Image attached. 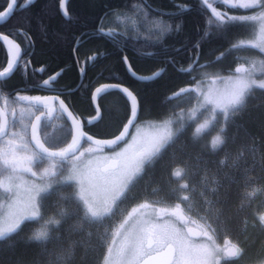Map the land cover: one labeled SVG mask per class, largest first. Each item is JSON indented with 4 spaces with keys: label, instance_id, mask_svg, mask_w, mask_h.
I'll return each instance as SVG.
<instances>
[{
    "label": "trees",
    "instance_id": "16d2710c",
    "mask_svg": "<svg viewBox=\"0 0 264 264\" xmlns=\"http://www.w3.org/2000/svg\"><path fill=\"white\" fill-rule=\"evenodd\" d=\"M69 1L68 19L60 13L58 0H37L12 22L22 29L25 27L31 35L34 66H45L47 73L63 70L61 83L76 89L71 101L84 122L94 114L92 91L104 83H118L134 93L140 104L139 122L163 121L181 109L187 111L193 107L195 100L189 103L186 97L171 103L168 100L178 89L189 86L193 77L202 76L200 66L216 62L222 53L223 59L207 68L208 73L226 76L236 62L255 61L259 65L257 68L260 67V58L251 55V50L231 49L232 43H239L243 38L240 30L232 28L227 34H218L208 24L209 19L214 21L211 11L199 0H147L146 6L144 0ZM134 3L142 6L143 11L139 14V23L132 26L127 13ZM178 4L190 6V10L175 15ZM4 5L0 0V9ZM154 9L169 15L160 17ZM218 10L224 7L218 6ZM227 11L230 15L244 12L231 8ZM161 19L172 25V32L165 34L162 41L154 25V21ZM177 24H180L179 32ZM101 28L110 35L115 32L114 39L102 35ZM205 31L210 34L207 39H201ZM177 48L180 50L176 51ZM197 55L196 72L189 76L177 71L189 68V61L195 60ZM124 56L138 76L151 77L161 69H164L163 74L155 80H137L128 73ZM4 66L0 49V69ZM81 69H84L83 75L79 73ZM105 93L99 98L100 121L84 128L86 133L97 138L116 135L130 114L128 99L123 94L113 90ZM195 127L193 123L186 132L179 134L154 171L143 177L138 187L141 199H161L165 192L179 190L181 183L189 184L194 203L192 212L218 227L224 239H237L247 260L263 258L264 231L258 225L257 210L264 211V184L256 178L264 175V90H254L245 105L231 114L226 125L218 123L214 130L207 135L202 133L198 139L193 138ZM217 135L224 143L213 151L211 141ZM177 169H182V178L172 175ZM248 173L253 174L251 182L242 179ZM202 179L209 183L204 191L198 185ZM54 188L58 191L48 201L51 206L44 211V221L34 226L25 225L18 235L0 242V264H102L107 244L103 249L96 247L100 233L74 214L72 197L62 198L70 191L67 185L59 184ZM193 188L197 189L196 195ZM213 189L218 193L215 196ZM199 191H203L207 203L197 202ZM51 219L60 220V225L44 223ZM120 221L121 217H116L112 227ZM45 229L49 230L50 241L39 245L32 242L30 238L35 232Z\"/></svg>",
    "mask_w": 264,
    "mask_h": 264
},
{
    "label": "snow or ice",
    "instance_id": "6c2138e0",
    "mask_svg": "<svg viewBox=\"0 0 264 264\" xmlns=\"http://www.w3.org/2000/svg\"><path fill=\"white\" fill-rule=\"evenodd\" d=\"M199 2L211 11L214 21L209 19L208 24L218 34H227L232 28L240 30L243 38L239 43H232L231 49L251 50V55L260 58V67L257 68L255 61L247 64L236 62L235 68H230L226 76L208 73L206 69L223 59V53L216 62L200 66L202 76L193 77L189 86L178 89L168 100V103L182 97H186L189 103L195 100V106L187 115L174 113L173 118L165 119L160 124H150L151 131L145 132L138 126L140 104L134 93L118 83L106 84L95 89L94 102L99 94L111 89L124 93L131 105L123 130L111 139L101 140L81 130L78 119L69 111L59 91L52 86L61 72L44 79L42 85L34 86L37 90L51 93L49 95L17 93L13 98L9 93L0 96L4 104L0 108V242L18 235L25 225L34 226L44 221V211L51 206L48 201L58 191L54 184H66L70 191L62 198L67 200L72 197L70 202L75 205L74 214L82 223L95 227L100 233L96 247L103 249L107 244L102 264H221L222 260L225 264H238L243 257V249L230 244L227 239L223 246L218 244V227L207 220L198 225V230L189 227L190 222L196 224L188 215L191 211L190 196L187 194L189 184L181 183L179 190L171 189L157 201L141 199L138 193L143 177L154 171L179 134L195 123L193 138H201L202 133L207 135L218 123L226 125L231 114L245 105L254 90H264V55H261L264 54V0ZM16 3L17 0H10L5 9H0V23L14 10ZM34 3L35 0H27L25 7ZM65 3L66 0H60L61 11L68 19ZM146 5L147 0H144ZM218 6H223L224 10H218ZM228 8L243 9L244 12L230 15ZM189 10L190 6L178 4L174 14L180 15ZM141 11L143 7L135 3L128 11L127 18L132 26L139 23ZM144 15L147 17L148 13L145 11ZM159 15L163 17L169 13L159 12ZM154 25L161 41L165 34L172 32L170 22L165 24L161 19L154 21ZM176 31H180V24L176 25ZM100 32L113 39L116 36L115 32L110 35L103 28ZM209 34L205 31L201 39H207ZM0 40L10 45V50L14 52L7 66L0 70L2 81L10 78L9 74L20 65L22 50L7 34H0ZM169 62L174 64V61ZM124 63L129 74L137 80H155L164 71L161 69L154 76L140 77L127 56H124ZM189 64V68H178L177 71L191 76L197 71L199 56L190 60ZM24 67L26 70L28 65ZM83 73L84 69H81ZM57 102L73 126L54 134L48 131V121L57 111L54 107ZM201 117L204 118L203 122H200ZM64 123L67 128V122ZM88 123L91 126L93 122ZM52 127L55 128L54 123ZM220 131L223 132L224 128L221 127ZM68 137H71L70 143ZM89 141L91 144H88ZM223 143L220 135H217L211 141L212 150L215 151ZM85 144L88 146L85 147ZM105 149L109 151L105 152ZM172 175L182 178V169L175 170ZM242 179L251 182L253 174L248 173ZM256 179L264 184V175ZM217 194V190L213 189V195ZM171 200L177 202L168 203ZM119 215H123V219L113 229L112 222ZM257 222L264 231V211L259 209ZM44 223L59 226L61 221L51 219ZM117 237H120L119 241ZM30 239L37 245L50 241L49 230L37 231ZM113 245L117 246L114 248Z\"/></svg>",
    "mask_w": 264,
    "mask_h": 264
},
{
    "label": "flooded vegetation",
    "instance_id": "af4514ba",
    "mask_svg": "<svg viewBox=\"0 0 264 264\" xmlns=\"http://www.w3.org/2000/svg\"><path fill=\"white\" fill-rule=\"evenodd\" d=\"M5 5L4 8L5 9L7 7V2H10V0H3ZM59 1L58 0V9H59ZM37 2V0H35V3ZM27 3V0H17V3L14 7L13 13L12 15L5 20L4 22L0 23V34H7L9 35L10 39H13L16 43H18L21 46V55H22V60L21 63L18 67L14 68L13 73L9 74L10 78H7L5 80L0 81V96H4L7 95L9 93L12 94V97L14 98L15 95L17 93L21 94V95H49L51 93L47 92V91H42V90H37L34 86L36 85H42V82L44 79H49L52 75H54L57 72H61V75L57 78V80L55 82H53L52 86L57 89L61 95V99H63L66 103V105L68 106L69 110L74 114V116L76 117V108L72 103V94L75 92V88L70 87V86H66L64 84L61 83V77H62V69L56 70V71H51L49 73L46 72V67L45 66H34L31 60V55H32V50H33V40L31 38V35L29 34L28 31H26L25 29H22L16 25H14L13 19L17 14H23L26 12V8L25 4ZM34 3V4H35ZM69 3L70 1H68L67 4V9L69 7ZM33 5V4H32ZM60 11V9H59ZM61 13V11H60ZM62 16L63 13H61ZM22 30V31H21ZM0 49L5 61V66H7V61L12 58V56L14 54H12L7 46L0 42ZM75 61H76V53H75ZM27 64L28 67L25 70L24 65ZM0 70H3L0 69ZM4 104L3 101L0 100V108H3ZM57 111H54L52 114L53 119L49 120V128L48 131L49 132H54V134H59L62 130L66 131L67 129H70L71 126L68 123L64 113L62 112V110L59 109V103L57 102V104L54 106ZM8 112L10 114L11 112V108L9 107ZM94 115V114H93ZM92 115V116H93ZM78 116V115H77ZM92 117H90L89 119H91ZM31 119L34 120V117H32ZM45 119V118H42ZM67 122V128H65V123ZM89 121V120H88ZM83 122V127H87L88 125L86 124V121H82ZM55 124V128L52 127V124ZM95 125V124H94ZM91 125V126H94ZM68 142H71V137H68ZM63 146V145H62ZM188 215L190 216L191 220H195L196 224H192L191 222L189 223V227H192L194 230H198V225H200L204 219L200 218L196 213L190 211L188 213ZM221 234L217 233V243L222 240L220 239ZM223 240H225L224 238H222ZM235 244L238 247L242 246L240 245V243L238 242V240L236 239ZM243 249V248H242ZM264 258V257H263ZM262 258L255 260V259H248L246 257H244V250H243V257L239 259L238 264H258L259 261ZM221 264H225V261L222 260ZM264 264V263H263Z\"/></svg>",
    "mask_w": 264,
    "mask_h": 264
},
{
    "label": "rangeland",
    "instance_id": "374dc122",
    "mask_svg": "<svg viewBox=\"0 0 264 264\" xmlns=\"http://www.w3.org/2000/svg\"><path fill=\"white\" fill-rule=\"evenodd\" d=\"M259 65L257 64V67H258ZM195 104H196V101H194V104H193V106H195ZM191 109V108H190ZM188 111L189 110H187V111H183V112H181V110H179V111H177V112H175V114L176 115H187V113H188ZM174 117V114H172V115H170V116H168L167 118H165V119H168V118H173ZM164 119V120H165ZM203 117H201L200 118V122H203ZM162 122V120L161 121H140L139 122V124H138V126H140V127H142V130L143 131H145V132H148V131H151V128L149 127V125L150 124H152V123H155V124H160ZM110 130H114V128L113 127H110ZM88 146V144H85V147H87ZM109 150L107 149V150H105V152H108ZM221 163H223V161H221ZM220 163V164H221ZM53 179H55V178H53ZM202 182L200 183V184H198L199 186H200V189H203V191L204 190H206L207 189V187H208V185H209V183L208 184H206V181H204L203 179L201 180ZM213 182H215L216 183V180H213ZM74 183V182H73ZM56 185H59V184H54V186H56ZM66 185V184H65ZM191 189H189L188 190V195L189 196H191L190 195V193H191V191H190ZM196 190L197 189H195V188H193L192 189V192H193V194L194 195H196L197 194V192H196ZM203 191H199V196H198V200H197V202H199V204L201 205L202 203H207V200H206V198L204 197V194H203ZM257 192V191H256ZM256 192H253V193H256ZM193 195V196H194ZM254 194H252V196H253ZM157 200H160V199H154V200H152V201H157ZM177 201H168V203H170V204H174V203H176ZM189 203L191 204V206H193L194 205V203H193V201H192V199H191V197H190V201H189ZM182 207H183V205H182ZM130 210V209H129ZM191 211H193L192 210V207H191ZM197 214V213H196ZM118 218H120L121 217V220L123 219V215H119V216H117ZM120 223V222H119ZM118 223V224H119ZM118 224H116V226L113 228V229H115L117 226H118ZM216 238H217V236H216ZM223 237H220V239L219 240H222L221 242L219 241L218 242V244H220L221 246H223L224 245V241L226 240H223L222 239ZM119 239H120V237H117V241H119ZM227 240H229L230 241V244H235V241L236 240H234V238L233 237H229ZM111 242V237H110V241L108 242V243H110ZM241 245V244H240ZM117 245H113V247L115 248ZM107 251V250H106ZM264 263V258H262L260 261H259V263L258 264H263Z\"/></svg>",
    "mask_w": 264,
    "mask_h": 264
},
{
    "label": "water",
    "instance_id": "95a60500",
    "mask_svg": "<svg viewBox=\"0 0 264 264\" xmlns=\"http://www.w3.org/2000/svg\"><path fill=\"white\" fill-rule=\"evenodd\" d=\"M67 1H68V0H66V2H67ZM65 4H66V3H65ZM59 8H60V11H61V5H59ZM12 12H13V11H12ZM12 12H11V13H8V14L4 17V21L7 20V19L12 15ZM61 13H62V11H61ZM0 42L4 43V44L7 46L8 50H9L12 54H14V52L10 50V49H11V46H10V45L6 44V43H5L4 41H2V40H0ZM125 65H126V64H125ZM126 69H127V65H126ZM127 71H128V70H127ZM79 73H80V75H82V74H81V70L79 71ZM128 73H129V72H128ZM133 78H134V77H133ZM80 81H81V78H80ZM106 84H109V83H106ZM106 84H102V85H99V86H97V87H101V86L106 85ZM97 87H96V88H97ZM96 88H95V89H96ZM95 89L93 90V92H92V94H91V103H92V106H93V109H94V115H93L92 118L90 119V121L93 122L91 125H94V124L98 123V122L100 121L101 117H102V111H101V108H100V106H99V96H100V94H99L97 100H96L95 102L93 101V95H94V93H95ZM109 90H111V89H109ZM114 91H117V92L123 94V95L126 97V95H125L124 93H122V92H120V91H118V90H114ZM126 98H127V97H126ZM127 99H128V98H127ZM128 102H129V105H131V101L128 100ZM97 106H99V109H100L99 114L97 113ZM69 111H70V110H69ZM64 115H65V117H66L68 123L70 124V126H71V128H72V126H73V125H72V121H71L70 119H68V116H67L66 113H64ZM73 115H74V114H73ZM76 118L78 119V121H79V123H80V125H81V130L84 131V127H83L82 119H81L80 117H76ZM125 123H126V122H125ZM125 123H124V124H125ZM122 130H123V126L121 127V129L119 130V132L122 131ZM84 132H85V131H84ZM119 132H118L116 135H118ZM86 134H87V133H86ZM88 135H90V134H88ZM91 136H92V135H91ZM114 136H115V135H114ZM114 136H113V137H114ZM113 137H111V138H113ZM93 138H94V139H101V140H103V139H111V138H97V137H94V136H93ZM88 144H91V142L89 141Z\"/></svg>",
    "mask_w": 264,
    "mask_h": 264
},
{
    "label": "bare ground",
    "instance_id": "6f19581e",
    "mask_svg": "<svg viewBox=\"0 0 264 264\" xmlns=\"http://www.w3.org/2000/svg\"><path fill=\"white\" fill-rule=\"evenodd\" d=\"M22 28H23V27H22ZM24 29H25V27H24ZM140 77H141V76H140ZM143 81H144V80H143ZM104 84H106V83H104ZM101 85H102V84H101ZM108 91H109V90H108ZM106 93H107V92H106ZM106 93H105V94H106ZM129 107H130V106H129ZM122 126H123V125H122ZM119 130H120V129H119Z\"/></svg>",
    "mask_w": 264,
    "mask_h": 264
}]
</instances>
